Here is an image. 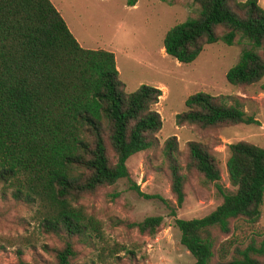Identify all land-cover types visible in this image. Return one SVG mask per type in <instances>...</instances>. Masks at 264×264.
I'll list each match as a JSON object with an SVG mask.
<instances>
[{
	"label": "trees",
	"instance_id": "1",
	"mask_svg": "<svg viewBox=\"0 0 264 264\" xmlns=\"http://www.w3.org/2000/svg\"><path fill=\"white\" fill-rule=\"evenodd\" d=\"M165 2L166 0H159ZM194 16L170 26L161 39L163 52L188 63L206 44L240 45L224 73L233 86H247L264 76V8L257 0H190ZM136 0H124L133 6ZM160 89L140 84L125 92L111 51L81 47L49 0H0V198L27 207L39 234L59 246L22 242L11 264H106L121 244L106 245L102 224L88 212L83 198L128 176L126 159L157 147L161 119L154 109ZM174 114V125L214 128L256 123L230 95L194 92ZM224 161L231 190L221 186L218 162L205 146L187 141L185 161L175 136L158 148L169 176L173 202L155 197L168 209L179 231V244L192 264H264V235L238 242L227 238L240 223L255 224L264 196V147L246 141L227 144ZM212 182L221 201L198 217H175L184 198L187 174ZM162 217L146 216L124 225L153 235ZM225 237V238H220ZM31 251L28 260L24 249ZM79 248V249H78ZM94 258L76 262L80 249Z\"/></svg>",
	"mask_w": 264,
	"mask_h": 264
},
{
	"label": "rangeland",
	"instance_id": "2",
	"mask_svg": "<svg viewBox=\"0 0 264 264\" xmlns=\"http://www.w3.org/2000/svg\"><path fill=\"white\" fill-rule=\"evenodd\" d=\"M49 1L81 47L113 53L118 79L125 92L140 84L156 87L161 92L154 105L161 119V127L155 135L157 147L129 156L125 161L127 177L99 188L82 200L86 210L100 220L106 245L121 244L133 252L130 258L118 252L115 254L118 259L111 261L108 257L106 264H192L193 258L179 244V231L173 225L168 209L155 197L139 196L132 184L144 194L173 202L168 172L158 151L162 141L173 135L181 154V164L185 161V143L199 142L218 162V183L231 190L224 167L227 144L242 140L264 147V76L247 86H233L225 81L224 73L235 62L240 49L237 44H206L188 63H179L163 52V33L173 24L197 13L198 7L190 0H136L134 7L126 6L124 0ZM257 1L264 8V0ZM198 91L241 98L244 112L256 123L214 128L175 126L174 114L184 109L185 97ZM183 191V201L175 209L176 218L201 217L221 201L213 183L195 173L187 174ZM30 213L24 205L0 198V264L13 262V249L22 242L34 245L35 251L48 261L49 255L39 250V244L59 246L53 236L38 233ZM151 215L162 217L151 236L139 234L124 225ZM263 235L264 196L258 221L253 225L240 223L227 238L236 237L238 242H244L252 237L259 242ZM30 256L31 251L24 249V258L28 260ZM89 258H94L92 251L82 248L76 262Z\"/></svg>",
	"mask_w": 264,
	"mask_h": 264
},
{
	"label": "crops",
	"instance_id": "3",
	"mask_svg": "<svg viewBox=\"0 0 264 264\" xmlns=\"http://www.w3.org/2000/svg\"><path fill=\"white\" fill-rule=\"evenodd\" d=\"M131 7H134V5H133V6H131Z\"/></svg>",
	"mask_w": 264,
	"mask_h": 264
}]
</instances>
